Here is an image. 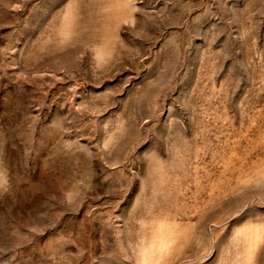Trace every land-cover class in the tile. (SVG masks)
I'll return each mask as SVG.
<instances>
[{
    "label": "rangeland",
    "instance_id": "374dc122",
    "mask_svg": "<svg viewBox=\"0 0 264 264\" xmlns=\"http://www.w3.org/2000/svg\"><path fill=\"white\" fill-rule=\"evenodd\" d=\"M264 264V0H0V264Z\"/></svg>",
    "mask_w": 264,
    "mask_h": 264
},
{
    "label": "clouds",
    "instance_id": "9594fccd",
    "mask_svg": "<svg viewBox=\"0 0 264 264\" xmlns=\"http://www.w3.org/2000/svg\"><path fill=\"white\" fill-rule=\"evenodd\" d=\"M142 264H146V262H142Z\"/></svg>",
    "mask_w": 264,
    "mask_h": 264
}]
</instances>
